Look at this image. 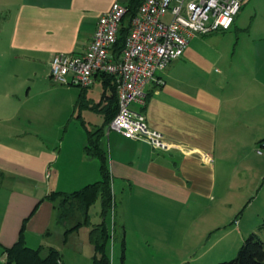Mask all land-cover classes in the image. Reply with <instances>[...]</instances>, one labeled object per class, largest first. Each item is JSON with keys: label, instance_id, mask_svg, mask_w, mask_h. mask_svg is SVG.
<instances>
[{"label": "crops", "instance_id": "0c3cea01", "mask_svg": "<svg viewBox=\"0 0 264 264\" xmlns=\"http://www.w3.org/2000/svg\"><path fill=\"white\" fill-rule=\"evenodd\" d=\"M115 1L128 5L132 0H0V39L8 44L1 55L26 64L29 77L38 73V65L50 77L53 55L83 53L100 16ZM250 5L255 11L251 7L254 14L246 20L243 16ZM4 68L8 67H0V77L7 76ZM158 76L162 83L147 86L143 110L149 126L169 142L168 148L156 149L109 130L106 147L103 143L116 199L109 224L113 228L117 221L125 241L124 264H132L136 257L143 264L145 251L157 257L160 250L175 248L182 252L178 263L185 264L190 261L185 246L193 236L194 215L216 221L208 234L222 225L216 219L224 214L227 191L219 178L216 152L231 138L251 136L257 144L264 138V0H245L230 29L192 38L185 53ZM98 81L102 84L100 75L93 85ZM13 95L0 89V120L8 122L6 130L0 128V171L17 175L11 188L0 186V196L6 192L0 214V259L5 248L19 239L25 223L28 246L57 248L61 264H70L68 256L75 259L72 264H91L90 227L66 234L82 216L60 221L56 204L45 197L100 179L97 162L81 150L75 160L82 165L79 175L61 181L73 162L71 150L64 142L58 144L57 152L17 142L23 126L14 124L17 116L6 112L15 105ZM76 99L69 106H75ZM130 252L136 257H130Z\"/></svg>", "mask_w": 264, "mask_h": 264}, {"label": "rangeland", "instance_id": "374dc122", "mask_svg": "<svg viewBox=\"0 0 264 264\" xmlns=\"http://www.w3.org/2000/svg\"><path fill=\"white\" fill-rule=\"evenodd\" d=\"M251 7L255 11L254 6L250 5L243 16L246 20L249 18L248 15L254 14V12L250 13L252 12ZM2 19L3 17L0 18V24ZM7 45L5 40L0 39V67L2 68V65L8 67L3 69L7 76L1 74L0 79L4 82L1 81L0 89H8L15 94L13 95L15 105L9 107L10 110L6 112L11 116H17L14 124L23 126V129L17 132L20 134L16 137L17 142H32L33 148L50 147L56 152L59 150L58 144L64 142L65 147L71 150L70 156L73 162L69 164L70 168L63 172L64 177L61 181L75 180L82 168V165L76 164L75 160L77 156L80 157L81 150L84 151L88 131H94L103 126L105 122V115L96 109L102 99L101 82H96L95 86L92 85L83 92L80 86L54 82L46 73L43 65H38L35 69L38 73L29 77L24 70L26 64H22L20 60H13L10 55L3 56L5 54L3 52L8 50ZM82 92L85 96L78 102L79 93ZM73 98H77L76 104L69 106ZM0 125H3L0 128L4 131L7 129L5 125H8V122L0 120ZM105 128L103 143L106 147L108 126ZM110 131L117 130L111 129ZM256 147L257 143H253L251 136L242 135L239 138L226 140L224 146H220L217 150L215 157L219 178L223 179L222 183L227 191L223 200L224 214L216 219L222 225H219L220 228L213 233L208 234L207 232L214 228L212 226L215 220L211 216L199 218L194 215L193 236L190 241L186 240L187 245L185 246V256L191 263L217 264L233 259L244 240L253 231L264 240V155L257 154ZM93 159L97 162V171L101 175L99 160ZM3 173L0 177V185L2 188L9 189L14 184L11 180L17 175L10 172ZM2 193L0 214L5 204L4 193L6 196L5 190ZM54 203L58 204V201ZM59 203H61L60 200ZM76 203V200L71 198L64 205L70 213L72 212L65 218V221H69L74 214L82 216L80 210L74 207ZM101 207L100 200L91 206L90 214L93 222L101 220ZM113 217L114 212H110L107 216L111 224ZM120 237L117 225L116 237L111 239L108 246L112 264H121L122 237ZM145 253V256L142 255L144 258L141 259L143 264H179L177 256L182 254L178 248L171 249V251L160 250L161 254L157 257H152L147 251ZM129 254L131 257V252ZM132 256L136 257L134 254ZM67 260L72 264L71 261L75 259L68 256ZM3 261L4 257L0 259V264ZM81 262L83 261L76 264H81ZM138 262L139 259L136 257L132 264H138ZM65 264L68 263L65 261Z\"/></svg>", "mask_w": 264, "mask_h": 264}, {"label": "built area", "instance_id": "2783aa9c", "mask_svg": "<svg viewBox=\"0 0 264 264\" xmlns=\"http://www.w3.org/2000/svg\"><path fill=\"white\" fill-rule=\"evenodd\" d=\"M245 0H141L129 22L121 52H115L128 5L115 1L97 23L92 40L80 54L56 53L50 61V78L60 84L88 88L95 77L115 78L118 111L108 125L128 138L166 149L164 135L149 126L144 108L147 86L162 83L158 76L174 59L181 57L189 41L199 35L232 27ZM135 105L141 106L135 108ZM264 155V138L256 147Z\"/></svg>", "mask_w": 264, "mask_h": 264}, {"label": "trees", "instance_id": "16d2710c", "mask_svg": "<svg viewBox=\"0 0 264 264\" xmlns=\"http://www.w3.org/2000/svg\"><path fill=\"white\" fill-rule=\"evenodd\" d=\"M141 0H132L129 4V11L123 19V24L119 32L118 41L115 45V52L119 54L125 45L129 32V22L136 13ZM103 85L102 99L96 106V109L105 115L103 126L94 131L89 130L87 141L84 145L86 156L96 158L100 163V179L88 183L80 189L72 192L52 191L45 198L50 201H58L56 208L58 210V219L65 221L70 213L64 206L71 198L76 200L75 208L80 210L82 218L72 227L68 228L66 234L79 229L81 226H89V239L94 247V254L91 264H112L108 246L112 238L116 237V224L112 228L107 220L110 212L115 211L116 199L112 188V173L109 166V155L107 149L103 146V136L105 127L109 125L118 111V95L115 78L109 74H100ZM89 88V87H88ZM83 88V92H84ZM80 93L78 102L85 96ZM3 173L0 171V177ZM1 183V181H0ZM1 186V185H0ZM59 200L61 203H59ZM101 201V220L94 223L90 214L91 206ZM73 207V208H74ZM74 211V210H70ZM126 245L122 240L121 264H124ZM61 252L53 246L30 247L25 241V223L23 224L19 239L10 247L4 250V261L1 264H61ZM185 264H195L190 261ZM199 264V263H196ZM217 264H264V240L255 231L251 232L244 240L236 257L231 260L218 262Z\"/></svg>", "mask_w": 264, "mask_h": 264}]
</instances>
